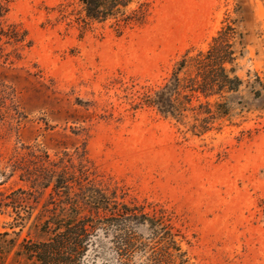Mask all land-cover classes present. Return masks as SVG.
I'll return each mask as SVG.
<instances>
[{"label": "rangeland", "instance_id": "374dc122", "mask_svg": "<svg viewBox=\"0 0 264 264\" xmlns=\"http://www.w3.org/2000/svg\"><path fill=\"white\" fill-rule=\"evenodd\" d=\"M68 2L0 0V233L17 250L61 201L100 189L163 217L189 264H264V0H135L147 17L122 33L63 20ZM228 27L241 85L211 99L228 111L214 130L137 106ZM112 236L89 264H115Z\"/></svg>", "mask_w": 264, "mask_h": 264}, {"label": "trees", "instance_id": "16d2710c", "mask_svg": "<svg viewBox=\"0 0 264 264\" xmlns=\"http://www.w3.org/2000/svg\"><path fill=\"white\" fill-rule=\"evenodd\" d=\"M134 3L135 0H72L60 5L59 13L63 20L75 21L84 28L113 20L114 29L122 33L143 24L147 17L148 5L131 10ZM229 30L230 27L226 32H218L208 50L194 56L185 54L170 78L151 93H145L137 106L153 107L178 123L191 114V129L197 136L214 130V124L228 111L224 103H212L211 99H224L241 85L238 77L231 76L233 68L227 69L235 62L236 32ZM59 181L55 186L58 192L68 190L69 185ZM83 193L80 200L68 197L50 210L35 225L39 238L24 240L17 250L15 240H7V232L0 233V264L7 262L3 253L12 251L11 264H89L86 259L91 248L95 256L103 254L101 233H113L110 250L115 264H189L177 234L163 217H149L136 206L117 203L100 189ZM16 194L24 192L18 190L11 196ZM12 205L19 208V204ZM84 206L90 208L89 214H82ZM17 218L22 220L19 214ZM146 223L150 233L145 237L136 230ZM93 263L98 264L95 260Z\"/></svg>", "mask_w": 264, "mask_h": 264}]
</instances>
